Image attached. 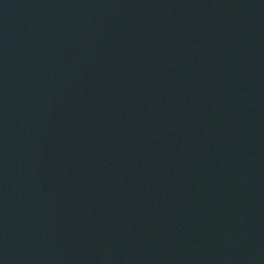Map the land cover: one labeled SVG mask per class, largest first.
<instances>
[{
    "label": "water",
    "instance_id": "1",
    "mask_svg": "<svg viewBox=\"0 0 264 264\" xmlns=\"http://www.w3.org/2000/svg\"><path fill=\"white\" fill-rule=\"evenodd\" d=\"M0 264H264V0H0Z\"/></svg>",
    "mask_w": 264,
    "mask_h": 264
}]
</instances>
